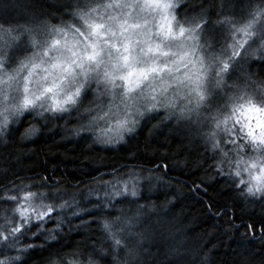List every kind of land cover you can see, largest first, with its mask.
Returning <instances> with one entry per match:
<instances>
[{
	"label": "trees",
	"instance_id": "trees-1",
	"mask_svg": "<svg viewBox=\"0 0 264 264\" xmlns=\"http://www.w3.org/2000/svg\"><path fill=\"white\" fill-rule=\"evenodd\" d=\"M103 1L96 0L97 3ZM60 2L35 0L38 5L43 3L45 6ZM72 2L75 4L76 0ZM249 4L250 0H185L184 8L191 24L194 18L210 25L213 21L232 19V29L245 24L243 18L249 14ZM87 6H92V0H83L80 7L87 11ZM48 12L51 22L60 26V12L54 8ZM11 19L15 24L18 18L13 16ZM0 25L5 30L12 27L3 19H0ZM2 37L11 39L9 42L15 40V45L18 39H26L27 34L21 37L17 31L11 34L0 31ZM1 48L0 51H4ZM240 71L253 78L264 76V61L253 59ZM81 112L74 110L50 119L49 123L41 119L50 114L41 118L33 112L18 123L9 119L4 141L0 142V195L4 188L10 189L13 185L23 183L39 187L43 184L41 191L59 189L63 199L69 201L71 211L64 210L63 224L54 233L55 240L46 234L32 235L36 231L33 228L20 236L10 251L4 250L7 246L0 245V261L5 264L78 261L80 264L93 259L98 264H117L125 258L123 249L114 246L100 221L105 217L112 220L113 231L121 237L119 229L126 218L135 217L138 206L144 205L138 219L147 216L153 223L164 226L160 234L145 245L149 248L150 264H169V261L172 264H201L205 256L207 264H264V241L259 238V233L252 239L241 235L243 229L239 232L230 230L228 224L232 216L228 211L230 208L239 213V209L247 204L248 212L259 216L262 203L248 204L241 197L232 180L217 171L215 157L201 137L185 125H173L171 117L158 111L141 119L135 131L125 135L116 145L109 149L99 148L101 145L95 142L100 139L93 133L81 131L87 124L81 118ZM29 126L37 131L27 139L22 134ZM164 164H167L166 169ZM157 169V174L164 175L165 182L151 189L143 185L141 196L137 198L114 199L108 201L110 206L107 208L103 207L104 200L93 199V195L99 196L96 187H107L105 181L115 183L114 170L127 179L130 171L147 175L150 170L156 172ZM84 197L87 198L85 203L82 202ZM77 203L79 207H76ZM96 204H101L100 212L89 215ZM8 207L0 201V216ZM72 211L79 215H72ZM116 217L120 219L116 220ZM56 223L55 214L45 220L47 229H53ZM170 250H175V254Z\"/></svg>",
	"mask_w": 264,
	"mask_h": 264
},
{
	"label": "clouds",
	"instance_id": "clouds-1",
	"mask_svg": "<svg viewBox=\"0 0 264 264\" xmlns=\"http://www.w3.org/2000/svg\"><path fill=\"white\" fill-rule=\"evenodd\" d=\"M82 3L83 0H76L75 4L72 0H61L56 5L45 6L43 3L38 5L35 0H0V19L12 25L21 37L27 34L26 39H18L12 48L0 51V103L4 108L11 109L28 96L34 103L19 113L21 115L24 111H32L37 116H54L74 110L95 112L93 122L103 121L117 133V121L138 119V109L155 103L150 99L152 93L146 89L172 80L177 65H183L182 83L177 87L182 89L180 106L191 109L187 113L188 118L183 120L185 126L203 137L204 144L215 157V167L219 163L223 175L232 180L240 193L248 184L254 183L253 176L261 177L264 182V143L258 139L254 141L248 134L252 131L259 137L264 133V76L253 78V75L240 71L253 59L264 61V0H250L251 18L247 21L255 22L246 36L240 35L238 27L227 30L225 34L224 26L230 23L228 20L213 21L211 25L200 23L197 28L187 20L185 0H172L167 15L174 35L167 37L163 35L167 21L159 8L144 7L140 0L123 3L120 0L119 4L117 0L111 3L92 0V6H87V11L91 9L89 18L106 25L102 29L105 36H89V39L99 42L100 54L95 61L84 58L86 45L76 31L79 28L89 32L84 24L77 26L81 20L75 15V10ZM50 8L60 12L59 27L67 31V36L51 27L55 24L49 16ZM97 9L119 11L108 13L105 18L98 15ZM254 12L260 14L253 16ZM13 16L18 18L15 24L11 19ZM118 20H126L129 25L138 24L139 27H130L121 35ZM21 25H28L31 30L24 31ZM109 28L115 30V35L109 32ZM181 28L185 29L182 35ZM54 39L60 43L53 45ZM125 39L130 41L127 63L120 58L123 49L112 46L122 45ZM147 40L154 47L159 44L167 55L159 51L148 52L145 47ZM234 51L239 55L234 56ZM181 56L183 59L174 63ZM224 60L230 67L220 71ZM152 62L169 64L173 70H165L159 75L153 73L144 87L129 90L131 86L126 85L121 76L127 74L130 67L139 69ZM106 73L111 74V80ZM197 89L203 91V100L197 95ZM166 91L162 88L159 95L163 97ZM249 101L261 111L250 110ZM160 103L163 106L165 100ZM225 117L227 124L217 127V121H223ZM112 118H115L114 124L111 123ZM101 131L106 132L107 129L102 128ZM213 131L219 149H213L208 141V133ZM225 145L231 147L226 148ZM236 171L239 172L238 177L233 175ZM240 181L244 183L240 184ZM262 195L264 192L257 193L256 199ZM138 217L135 216L131 224L124 222L120 233L127 247L120 246L125 258L117 264H150L149 248L145 245L159 235L164 226L153 223L147 216L143 220ZM128 248H137V254L129 255ZM80 264H88V261Z\"/></svg>",
	"mask_w": 264,
	"mask_h": 264
},
{
	"label": "snow or ice",
	"instance_id": "snow-or-ice-1",
	"mask_svg": "<svg viewBox=\"0 0 264 264\" xmlns=\"http://www.w3.org/2000/svg\"><path fill=\"white\" fill-rule=\"evenodd\" d=\"M120 0H117V3L119 4ZM140 3L144 7L148 8H159L161 11L165 14L164 19L167 21V28L163 31V35L165 37L169 35H174L172 32L171 22L167 15L168 9L172 6V0H140ZM91 9H88V11H84L81 7H77L75 10V15L78 16V18L83 22V24L89 29L88 33H85L81 29L77 28L76 31L79 33L80 37L83 38V42L86 45V51H84L83 56L87 60L95 61L100 54V49L98 47V41L95 39H89V36L91 37H97V36H105L106 33L102 31L106 27L103 23H98L95 20H91L89 18V12ZM259 12L252 13L253 16L259 15ZM254 20L247 21L244 25L237 28V31L240 33H243L245 36L249 33V30L251 29L252 25L254 24ZM193 25L195 27L200 26V22H198L195 18L193 19ZM21 28L24 29V31H30V26L28 25H21ZM55 29L57 32H63L65 36H67V31L59 26H51ZM117 27L119 28V31L121 35L126 33L128 29L131 28H138V24H132L129 25L126 20L124 21H117ZM0 31H6L8 34H11L15 30L13 27H9L8 29H3V26L0 25ZM185 29H180V34L182 35L184 33ZM109 32H111L113 35H115V30L112 28H109ZM53 45H57L60 43L59 40L54 39L52 41ZM106 43H108L106 41ZM241 43V42H238ZM114 48L123 49V54L121 55V59L124 60L126 63L129 59L128 51L130 48V41L125 39L122 45H112ZM145 47L148 52H161L163 55H167V52L163 51L161 46L159 44L153 46V44L150 42V40H147L145 43ZM75 55V53H73ZM233 55H239L238 52L234 51ZM183 59V56L178 57V60L174 63H178L180 60ZM223 67L220 69V71L228 70L230 65L226 60L221 61ZM172 71V66L169 64H157L155 62H152L148 64L146 67H141L139 69L135 67H130V70L127 74L122 75L121 79H123L126 83V85H130L131 88L139 87L144 81L149 80L153 73H156L159 75L163 71ZM106 75L109 77V80H111V74L106 73ZM184 78H187L185 76ZM177 79H182L180 77H177ZM165 83V82H162ZM166 90V89H165ZM156 92V88H152V93ZM197 95L200 97L201 100L204 98V93L200 89H197ZM68 99H71V96L68 97ZM151 100L156 101V96L151 95ZM34 103L33 99H31L28 96H25L19 105H13L11 106V109H2L0 110V117H2V120H0V142L4 141V137L6 135V129L9 123V115H6L5 113H9L10 115H16L21 113L23 110L29 108ZM163 106L167 109L171 107L172 109H177V105L175 103H172L171 101H168L167 103H164ZM55 108L56 105H53ZM157 107L156 103H149L146 104L142 109H138V117L139 118H145L148 116L149 113H151L155 108ZM248 108L253 111H261L258 109L254 104L251 103V101L248 102ZM191 109H186L184 106H179L178 111H174L173 115H175V118L177 121L185 120L188 118L187 113L190 112ZM150 118V117H149ZM167 118V117H165ZM140 123V120L137 118H133L131 122L127 118L123 120L117 121L118 124V131L116 133L117 138L119 140H123L124 136L122 135L123 132L132 133L134 132V129L136 126ZM220 124H227V118L223 121H217V127L220 126ZM260 126V125H258ZM37 129L33 126H29L25 130V132L22 134L23 136H30L33 133H35ZM249 136L252 137V139L259 140L260 143H264V133H262L259 137L256 136V134L252 131H249ZM208 141L211 143V146L213 149H219V143L216 139V133L209 132L208 133ZM111 142V138L109 141ZM164 168H167V164H164ZM217 171H219L221 174L222 170L219 166V163L216 165ZM159 172V169L156 170V172H152L151 170L148 172L147 175H144L142 172H129L128 178H124L121 174H116L114 170V176L113 179L115 180V183H110L105 181V185L107 187H110L112 189L111 192L105 191L104 197L105 201L103 202V207L107 208L109 207V203L107 201L112 200L115 197H132L137 198L141 196L140 188L143 185H148V187L154 188L158 187L161 184L165 182L164 175L163 174H157ZM236 177L239 176V172L236 171L233 173ZM254 183L248 184L243 192L240 193L241 197L248 203V204H255V203H261L264 202V195L260 196L259 199H256V194L260 192H264V182H262L261 177L259 176H253L252 177ZM243 181H240V184H243ZM43 187V184H41L39 187L35 184L29 185V184H20V185H13L12 188H4L3 195H0V201H3L5 204H8L9 207L3 209V215L0 216V220L3 221V223H0V245H7L9 247L13 246L17 239L20 236H23L26 232H31L33 228L36 229L35 232H32V235L36 236L38 234H46L49 238L55 240L56 235L54 234L57 232L62 224H63V212L65 209H69L71 211V208L69 206V201L62 198V194L59 189H53L51 191H41L40 188ZM246 193V194H245ZM91 194V191L90 193ZM99 198V197H98ZM251 198V199H250ZM74 200V198H73ZM170 202V201H169ZM76 207H79V204H76ZM94 207H101V204H96ZM144 207V205H139L136 216L138 217L141 212L140 210ZM155 207V206H153ZM83 210V209H82ZM230 213H232V216L230 217L228 224L230 230H235L239 232L241 229L244 231L241 233L242 236H251L252 239H256V234L259 233V238L261 241H264V203L261 204V212L259 216L254 215L253 213L248 212L247 210V204H245L243 207L239 209V213H237V210L235 208H230L228 210ZM9 212L11 215H9ZM52 214L56 215L57 223L53 229H47V226L45 224V220L51 219ZM72 215L78 216L79 213L72 211ZM219 215V213H217ZM116 220H119L120 217H116ZM134 217L129 216L126 218L125 223L131 224ZM239 221L238 223L236 221ZM100 226L102 229L107 233V235L112 239L114 246L120 247L121 245H124L127 247V244L120 236L117 235L116 231H113V221L108 218H103L100 221ZM123 228L119 229V231H122ZM141 235V234H137ZM104 250H102L103 252ZM129 255L135 256L137 254V248H128L127 249ZM147 251V250H146ZM173 254H175V250H170ZM106 254V253H105ZM0 264H5V261H0ZM52 264H56L55 261L52 262ZM69 264H79L78 261H69ZM88 264H98L96 260L89 259ZM169 264H172V261H169ZM201 264H207V256L203 257L201 259ZM242 264H246V262H242Z\"/></svg>",
	"mask_w": 264,
	"mask_h": 264
},
{
	"label": "rangeland",
	"instance_id": "rangeland-1",
	"mask_svg": "<svg viewBox=\"0 0 264 264\" xmlns=\"http://www.w3.org/2000/svg\"><path fill=\"white\" fill-rule=\"evenodd\" d=\"M111 2H112V0H104L102 3H111ZM121 2L122 3L123 2H132V0H121ZM117 11H119V10L118 9L117 10L109 9V10H107V12H105L102 9H97L98 15H104L105 18H107L108 13L115 14V12H117ZM82 24H83V22L80 21V23L77 26H80ZM240 34H242V33H240ZM11 38H13V37H11ZM10 40L11 39L6 40L4 37L0 38V46L3 47V48H1L2 50L5 51V50L10 49V48H12L14 46V41L15 40H13V42H9ZM184 71H185V69H184L183 65H177V68L172 73V76H173L172 80L166 81L162 86L157 85L155 93H152V88L151 87L146 89L148 92H151L153 95H155L157 97V99L155 101V103L157 104V107L151 113H149L148 115L154 114V113L159 111V112H163L165 115H167L169 117L170 116L172 117L173 112L174 111H178V107L182 104L183 98H182V96L180 94L182 89L177 87V85L182 83V79H177V77L182 78L183 74H184ZM148 83H149L148 81H144L140 85V87H144ZM162 88L167 89V91L165 92V95L163 97H161L159 95V93H160ZM161 100H165V103H167L168 101H171L172 103H175L178 107H177V109H172L171 107L166 109L164 106L161 105V103H160ZM2 109H4V105L2 103H0V110H2ZM31 112L32 111H24L23 114L31 113ZM92 113H95V112H91V113L82 112L81 118L83 119V121L84 120H89V118H90ZM5 114L9 115V119L12 118V117H15V116L17 117V115H21V114L10 115L9 113H5ZM56 114H63V113H56ZM173 116H175V115H173ZM0 119H2V117H0ZM138 119L141 121V119H143V118H138ZM111 123L112 124L115 123V118H112ZM102 128L107 129V131L106 132H102L101 131ZM81 131L84 132V133H93L98 139H100L99 142L101 144L112 146L114 143H118V142L121 141V140H119L117 138V135L112 130V128L108 124L103 123V121H95V122H93L92 119H91L90 122L87 125H85V127ZM128 134L129 133H127V132H123L122 133L123 136L128 135ZM110 138H111V142H107V141H109ZM100 188L102 189L104 187L103 186H101L99 188L96 187L95 191L99 190ZM106 188L111 189L110 187H105L104 189H106ZM10 248L11 247L7 246L6 248H4V250L5 251H10Z\"/></svg>",
	"mask_w": 264,
	"mask_h": 264
},
{
	"label": "bare ground",
	"instance_id": "bare-ground-1",
	"mask_svg": "<svg viewBox=\"0 0 264 264\" xmlns=\"http://www.w3.org/2000/svg\"><path fill=\"white\" fill-rule=\"evenodd\" d=\"M251 17H250V15L248 14L247 16L245 15V17L243 18V22H247V20L248 19H250ZM229 22L230 21H232V19L231 20H228ZM229 29H231V24L229 23V24H227L226 26H225V30H226V33H227V30H229ZM225 33V34H226ZM28 113H26V114H22V115H17V117L15 116V117H12V118H10L11 120H13V122L14 123H18L25 115H27ZM66 113H63V114H55L54 116L53 115H51V116H48V118L47 117H45V118H43V116H38V117H41V118H43V119H41V121H44V122H50L51 120L50 119H54L55 117H58V116H62V115H65ZM81 115H82V112H81ZM93 115H95V113H92L91 114V116H90V118H89V120H86V122H87V124L90 122V120L92 119V117H93ZM171 117V116H170ZM45 119H48V120H45ZM171 119H172V122H174L173 123V125H175V126H182V125H185V122L183 121V120H181V121H177V119L175 118V116H173V114H172V117H171ZM1 120V119H0ZM86 124V125H87ZM24 133V132H23ZM199 136V135H198ZM33 137V135H30V136H24V138H27V139H30V138H32ZM199 137H201V136H199ZM201 140H203V137H201ZM97 145H101V146H99V148H106V149H109V148H111V146L110 145H105V144H100V142L99 141H96L95 142ZM103 145V146H102ZM113 145H116V143H114ZM112 145V146H113ZM235 186V185H234ZM236 188V187H235ZM237 189V188H236ZM237 190H239V189H237ZM105 191H108V192H111L112 191V189H99V190H96V192H98V194H99V196H96V195H93V199L94 200H104L105 201V197H104V192ZM99 197V198H98ZM62 198H63V195H62ZM119 198H121V197H115V198H113L112 200H114V199H119ZM251 199V198H250ZM92 201V199L91 200H88V202H91ZM111 201V200H110ZM82 202H87V198L86 197H84V198H82ZM108 202V201H107ZM261 203H264V202H261ZM100 212V208H94V209H92L91 211H89V215L90 214H93L94 213V215L97 213H99Z\"/></svg>",
	"mask_w": 264,
	"mask_h": 264
}]
</instances>
